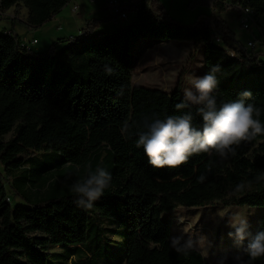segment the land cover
Segmentation results:
<instances>
[{"label":"trees","instance_id":"1","mask_svg":"<svg viewBox=\"0 0 264 264\" xmlns=\"http://www.w3.org/2000/svg\"><path fill=\"white\" fill-rule=\"evenodd\" d=\"M70 2L0 0V11L23 5L29 28L36 29ZM213 2L222 10L229 4L253 8L264 21V0ZM125 9L135 11L130 23L100 31L113 18L90 19L79 35L59 38L41 52H34L33 44L22 46L25 36L11 29L0 33V264H100L98 253L110 248L108 231H117L115 224L127 228L126 254L116 264H210L199 252L184 256L171 247L172 219L163 214L176 205L146 198L147 167L152 166L143 149L136 148L135 133L145 114L163 117L187 109L176 108L184 99L179 87L167 93L133 85V44L146 38L190 40L194 52L203 44L204 74L214 65L220 69L218 100L236 99L251 90L250 102L262 109L264 50L241 45L235 55L228 53V42L237 40L219 15L201 14L193 23H182L160 0H130ZM215 31L224 45L216 42ZM188 67L180 72L179 86ZM193 113L199 126L195 108ZM260 119L264 121V112ZM125 123L129 131L122 134ZM97 166L112 173L111 186L91 209L77 207L70 185ZM165 168L222 172L236 205L264 208V182L235 191L242 180L254 181L264 171V134L236 146V154L227 159L196 153L181 165ZM8 178L11 190L27 206L11 203ZM262 227L264 212L256 231ZM52 247L63 252H52ZM255 264H264V257Z\"/></svg>","mask_w":264,"mask_h":264},{"label":"rangeland","instance_id":"2","mask_svg":"<svg viewBox=\"0 0 264 264\" xmlns=\"http://www.w3.org/2000/svg\"><path fill=\"white\" fill-rule=\"evenodd\" d=\"M82 1V0H78ZM89 0V7H95L89 10V13H84L83 10L76 13L80 19L79 25L87 19H98L96 16L107 17L104 6L100 9V2ZM166 7L169 14L176 20L182 23H193L201 14L219 15L235 33V40H230L226 46L231 51L234 46H246L251 34L245 31L239 22V11L236 7H229L222 10L220 6L202 1L199 3L194 0H160ZM72 7L74 3H69ZM76 4H80L76 2ZM61 11V15L69 13L71 6ZM17 6L16 13L20 14ZM80 7V5H79ZM71 13V12H70ZM109 13V12H107ZM224 13V14H223ZM222 14V15H221ZM135 16V13L130 12V17L126 21L115 23L114 20L103 22L100 31H111L120 26L130 23ZM105 17V18H106ZM83 18V19H82ZM82 19V21H81ZM14 21V24H13ZM69 19L63 21L65 28L68 27ZM13 28L15 26L17 32L26 31L27 24L11 18L0 19V26ZM110 25L111 27H107ZM70 27V26H69ZM80 28V27H79ZM41 29V30H39ZM2 27H0L1 33ZM40 37V45L38 49L33 47L34 52H41L44 47L49 33L47 28H36ZM56 31V30H55ZM72 32V33H69ZM69 34L77 35V29L74 31L58 32L56 39ZM148 47V49H146ZM192 53H195L192 56ZM204 56L205 46L200 44L194 52L193 42L190 40H169L165 43L157 39L146 38L135 40L132 49V83L133 85H142L145 87L160 89L167 93H172L178 87L180 93L184 96V90L191 86L190 80L192 76L204 75ZM189 63L187 72L183 75V80L179 86L180 72L185 64ZM12 133L4 137L5 140L10 139ZM2 170V167L0 165ZM150 169L145 179V195L146 198L156 203H173L176 208L164 213L163 217L172 219L171 237L183 235L185 239L191 236L194 240L201 235L207 237L213 242L209 249V254L205 258L210 264H217V261L223 257H228V262H233L232 257L237 252L233 240L227 235L230 228L227 225V216L234 211H248L251 231L254 233L257 229L264 208L261 206H240L236 205L233 200L231 187L225 177V174L220 172L198 171L175 169L167 170L168 168L147 167ZM204 177L203 180L200 177ZM12 178L7 179V190L11 198V203L16 205L27 206V202L19 195H16L10 188ZM224 217V218H220ZM95 219V217H93ZM91 217L90 223L94 222ZM109 227V226H108ZM115 230L108 231L111 241L110 248H106L105 252L98 254V262L100 264H116L124 258L126 254V230L127 228L115 224ZM52 252H63L62 247H52ZM51 261L55 263L54 258Z\"/></svg>","mask_w":264,"mask_h":264},{"label":"clouds","instance_id":"3","mask_svg":"<svg viewBox=\"0 0 264 264\" xmlns=\"http://www.w3.org/2000/svg\"><path fill=\"white\" fill-rule=\"evenodd\" d=\"M219 70V66L214 65L204 75L192 76L191 86L184 90V99L176 105L178 110L187 111L163 117L156 113L143 116L135 133V146L143 149L152 167H176L196 153H215L227 159L236 154V146L264 134V121L260 119L264 109L250 102L253 96L251 90L240 92L236 99L218 100L220 81L216 73ZM193 108L195 115L201 118L199 126L193 122ZM129 127L125 123L122 134H126ZM111 182L112 173L105 167L90 169L83 179L70 185L73 203L85 210L91 209L94 202L110 188ZM261 182H264V171L257 174L254 181L242 180L236 185L235 191L251 190L254 183ZM248 217V211H234L227 216L230 228L227 235L237 249L232 257L233 264H255L264 257V227L253 233ZM170 243L178 254L188 256L199 252L204 258L213 244L207 235H201L196 240L191 236L187 239L183 235L172 236ZM245 254L247 259L244 258ZM217 264H228V257H221Z\"/></svg>","mask_w":264,"mask_h":264},{"label":"built area","instance_id":"4","mask_svg":"<svg viewBox=\"0 0 264 264\" xmlns=\"http://www.w3.org/2000/svg\"><path fill=\"white\" fill-rule=\"evenodd\" d=\"M97 2V0H91ZM130 0H107L105 6L109 16H111L115 23H120L126 21L130 17V11L125 9V6L129 3ZM230 7H236L239 11L238 19L241 24V27L248 31L251 34V37L248 39L246 46L247 49H261L264 50V21L261 17H258L253 8L243 7L241 5H232ZM80 7L78 4H73L72 11L73 13H78ZM135 13V11H133ZM0 11V15H3ZM224 14V13H223ZM222 15V14H221ZM214 27V26H213ZM7 34L11 35L13 32L11 30L6 31ZM215 40L217 43L224 45V41L219 32L215 31ZM38 39L34 38L31 41L25 37L23 38L22 46L29 48L30 44H36ZM237 46L231 48V51L228 50V53L235 55V49Z\"/></svg>","mask_w":264,"mask_h":264},{"label":"crops","instance_id":"5","mask_svg":"<svg viewBox=\"0 0 264 264\" xmlns=\"http://www.w3.org/2000/svg\"><path fill=\"white\" fill-rule=\"evenodd\" d=\"M106 1L107 0L100 2L103 4V5H101L100 9H102L103 6H105L104 4ZM76 2L80 3L79 4L80 5L79 12L83 10L84 13H89V10H92L95 8L92 5H91V7H89L88 4L85 6V4L89 2V0H82L81 2L78 0H71V3L75 4ZM97 2H98V0H97ZM69 5L70 4L66 5L63 9H65V8L67 9V7H69ZM104 8H105L104 10H106V7H104ZM16 10H17V6L10 8L9 10H7L4 13L3 17H1L0 19H4V18L18 19V20L26 23L28 29H25L26 31L23 30V32H17L15 26H13V28H9V27L4 25V26H0V27H2L1 31L6 30V29H11L14 31V33H17L21 36L28 37L30 40L36 38V39H38V43L33 44L32 49H33V47H35V49H38L41 40H40V37L38 36L39 35L37 32L38 30H34V29L29 28V25L27 23L28 9L25 6L20 5V7H19L20 14L16 13ZM75 14L76 13H73L72 6H71V10L69 11V13H67L65 15H61V12H60L57 15H55L50 21H48L45 25H43L41 27L42 30L46 27L47 31L49 33V36L47 38V42H46L44 47L48 48L52 43H54L55 41H57L59 39V38L56 39V35L58 34V32L74 31L75 29H77V35L80 34L81 29L83 28L84 24L89 19H87L85 16L84 21L81 22L82 24L79 25L80 19L78 18V14L77 15H75ZM106 14H107V16H109V14L107 12H106ZM105 17L106 16H104V14H102L101 16H96V18H98V19L105 18ZM66 18L69 19V21L67 22L68 23L67 28H65L64 23H63V21L66 20ZM82 19H81V21H82ZM13 24H14V21H13ZM102 25L103 24H101V26L98 30H100L103 27ZM107 27H111V26L107 25ZM39 30H41V29H39ZM103 31H107V30H103ZM69 33H72V32H69ZM71 36H72V34H69L68 37H71ZM63 37H66V36H63ZM60 38H62V37H60ZM162 43H165V42H162ZM47 48H45L44 50H46ZM146 49H148V47H146Z\"/></svg>","mask_w":264,"mask_h":264}]
</instances>
